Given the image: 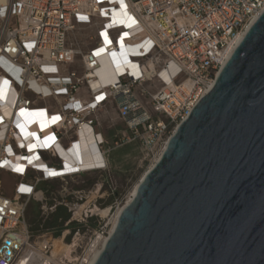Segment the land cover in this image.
I'll return each mask as SVG.
<instances>
[{"label": "built area", "instance_id": "2783aa9c", "mask_svg": "<svg viewBox=\"0 0 264 264\" xmlns=\"http://www.w3.org/2000/svg\"><path fill=\"white\" fill-rule=\"evenodd\" d=\"M263 11L264 0H0V87L7 80L12 92L0 97V264H17L34 247L23 200L44 194L40 183L107 169L106 119L122 121L125 141H139L155 164L212 88L226 50ZM138 32V42L124 41ZM103 54L116 57V72L94 85ZM110 106L115 117L106 116ZM87 127L106 162L66 171L58 146L69 150ZM29 129L31 143L19 142ZM2 173L20 178L13 195Z\"/></svg>", "mask_w": 264, "mask_h": 264}, {"label": "water", "instance_id": "95a60500", "mask_svg": "<svg viewBox=\"0 0 264 264\" xmlns=\"http://www.w3.org/2000/svg\"><path fill=\"white\" fill-rule=\"evenodd\" d=\"M93 264H264V11Z\"/></svg>", "mask_w": 264, "mask_h": 264}, {"label": "rangeland", "instance_id": "374dc122", "mask_svg": "<svg viewBox=\"0 0 264 264\" xmlns=\"http://www.w3.org/2000/svg\"><path fill=\"white\" fill-rule=\"evenodd\" d=\"M114 113V108L110 106L106 116H113ZM125 130V124L118 119L113 126L109 119L102 122V131L109 135L106 144L108 165L107 169L94 172L93 189H70L72 184L80 183L82 179L86 181L85 177L80 179L86 174L83 173L67 183L62 180L42 182L38 190L46 184L50 186L47 190L43 189L42 197L35 195L23 200L27 201L25 219L34 249L44 245V254L48 255L54 249V242L62 240L70 250L69 254L62 256L61 262L82 264L97 235L108 236L112 216L129 200L135 186L154 164V158L139 141H125L126 138L122 136ZM125 134L131 135L130 132ZM14 177L13 184H5L13 193L14 186L20 180ZM1 180L4 183L3 173ZM64 187L69 189L63 190ZM108 209V214H103Z\"/></svg>", "mask_w": 264, "mask_h": 264}, {"label": "bare ground", "instance_id": "6f19581e", "mask_svg": "<svg viewBox=\"0 0 264 264\" xmlns=\"http://www.w3.org/2000/svg\"><path fill=\"white\" fill-rule=\"evenodd\" d=\"M245 32L246 31H243L242 33H240L237 36L234 44H232L226 50V60L229 59V57L233 53L234 49L237 47L239 42L242 40ZM144 35H145L144 32H138L137 34L134 35V37L133 36L127 37V38H125L124 41L127 43H130V44H134V43L138 42L140 39H142L144 37ZM121 54H124V52L122 51ZM3 60H5V59H1V62L4 63V66H6V68L10 67L8 65V62L5 60L7 62L6 63ZM116 60L117 59L115 56L111 57V56H108L107 54H103L100 57L101 65L96 71L98 79L94 82V85L105 84L106 82H108L107 76L109 74H111V72H113V71L116 72L113 69V61H116ZM225 63H226V61H225ZM5 81H7V80H5ZM4 84H2L3 88L0 87V97L2 98V100L4 99V97L6 96V94L8 92L12 93L11 91H9L8 86L4 85ZM0 103H1V100H0ZM3 104H5V103H2V105ZM11 105L12 104L9 103L8 106L3 107V111L5 113V116H7V117L10 115V111H11L10 106ZM6 121L12 122V120H6ZM17 121H19L18 118H17ZM24 134L25 135L23 137L17 135L19 138L18 141L21 142L27 138L26 140H29L31 143L32 138L30 139V137L34 134V131L32 129H29V132H26ZM39 143H37V144L33 143L32 145L30 144L31 150L33 148L41 145V143L40 144ZM58 150L61 153V155H63L67 160L68 166L66 167L67 168L66 171H71L73 169L95 168V167H98L100 165H103V163L106 162V160L103 158V156L96 154L98 152V146L96 145L95 132H93V130L90 127L83 129L79 133V139L74 144V146L72 148H70L69 150H65L64 148H62V146H58ZM33 154H34V151L30 152L28 155L33 156ZM32 159L35 160L34 158H32ZM13 160H14V158H13ZM30 161H32V160H30ZM20 162H21V164H20L21 167L23 166L24 163H27V162H23V161H20ZM69 162H71L73 164V165H70L71 167L68 164ZM39 166L43 169L47 168V166L45 165L44 162H40ZM138 184L135 186V188L132 191L130 198L126 204H128L132 200L133 196L136 194ZM37 196L40 198L43 196V194L41 192H39L37 194ZM123 208L120 207L117 210L116 215L113 217L112 227H111L109 234H111L113 232V230H114V228L118 222L119 215H120L121 211L123 210ZM81 209H83V208H81ZM81 211L82 210H80V212ZM108 212H109V209L103 211V214L107 215ZM107 239H108V236H102V235L98 234L97 237L95 238V240L92 242L90 249H89L88 253L86 254V257L84 258L82 264H93V262L95 261V259L97 258V256L101 252V250L104 248V246L107 242ZM52 248H54V249H53V251L52 250L50 251V254L47 255L45 253L47 256H49V257H47L44 254V252H45V250H43L44 245H41L40 249H34V247H32V248L29 247V249H27L25 251V253L21 256V258L19 259L17 264H63L61 262V258L63 255L69 254V250H70L69 247L64 245L62 240H56L54 242Z\"/></svg>", "mask_w": 264, "mask_h": 264}, {"label": "crops", "instance_id": "0c3cea01", "mask_svg": "<svg viewBox=\"0 0 264 264\" xmlns=\"http://www.w3.org/2000/svg\"><path fill=\"white\" fill-rule=\"evenodd\" d=\"M80 95H85V93H84L83 91H81ZM113 116H114V117L116 116V112L113 114ZM103 135L105 136V138H106L107 141H108V139H109V135L107 134V132H103ZM62 143H63V145H64L65 147H68V146L70 145V142H69L68 140H63ZM43 156L45 157L46 154L44 153ZM94 172H95V171H89V172H87L85 175L80 176V179H82V177H85V178H86V181L82 179V181L80 180V183L72 184V185L70 186V189H71V190H74V191H75V190L82 191V190H85V189H87V188H91V189H93L94 186L92 185V184H93L92 179H93V174H95ZM13 177H14V176H12V175H10V174H8V173H3L4 186H5V193H6L7 195H12V194H13V190L8 189V188L6 187L5 184H6V182H8V183H10V184H13ZM14 178H15V177H14ZM90 179H91V180H90ZM48 188H50V186H48L47 184H46V186H43V189H44V190H47ZM43 189H42V190H43Z\"/></svg>", "mask_w": 264, "mask_h": 264}, {"label": "snow or ice", "instance_id": "6c2138e0", "mask_svg": "<svg viewBox=\"0 0 264 264\" xmlns=\"http://www.w3.org/2000/svg\"><path fill=\"white\" fill-rule=\"evenodd\" d=\"M4 83L7 84L8 82L7 81H4ZM57 119H59V117H53V122H55V120H57ZM47 139L48 140H51V139H53V137H48ZM18 170H20V169H18ZM20 190L21 191H26L27 189L21 188Z\"/></svg>", "mask_w": 264, "mask_h": 264}]
</instances>
